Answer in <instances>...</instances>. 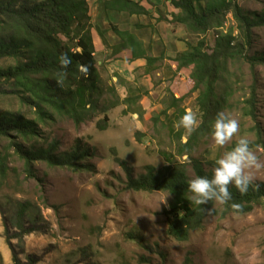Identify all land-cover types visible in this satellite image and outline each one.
<instances>
[{
  "label": "rangeland",
  "instance_id": "374dc122",
  "mask_svg": "<svg viewBox=\"0 0 264 264\" xmlns=\"http://www.w3.org/2000/svg\"><path fill=\"white\" fill-rule=\"evenodd\" d=\"M235 2L248 15H264V0ZM97 10V21L92 24L104 31L105 44L117 43L110 30L116 27L142 39L148 55L161 53L160 35H154V28L151 31L147 26L152 25L151 18L105 14L99 5ZM224 29H233L236 35L231 15ZM185 37L189 43L198 41V37L188 34ZM215 38V32L205 33L206 51L211 50ZM245 53L264 56V26L252 30L251 44ZM116 60L120 59L109 52L96 53L99 90L94 94L95 108H90L83 123L75 126L68 117L54 116L46 123L39 122L38 136L23 143L25 148H47L56 143V153L61 154L71 151L79 141L94 153L84 161L94 167L93 172L49 168L37 162L36 178H26L23 162L8 150L10 171L0 189V264H14L13 257L19 264H184L186 260L189 264H264V203L244 215L224 214L223 206L216 203L202 228L191 232L188 241L178 242L166 235L163 212L169 207L170 195L125 188V175L115 163V156L127 162L134 177L144 173L149 165L160 169L170 161L186 162L187 156L177 155V134L183 132L181 142L185 143L190 133L176 126L174 110L168 108L171 98L167 80L144 77L143 70L136 69L138 73L129 72L132 77L127 81L119 74L121 67L118 70L110 67ZM120 61L119 64L127 65L125 60ZM11 63L0 60V67ZM163 63L157 67H164ZM230 71L234 91L223 112L239 121L240 131L223 147L216 146L211 135L199 137L191 157L201 161L205 170H213L216 159L231 150L241 136L249 140L264 164V64L252 70L241 60L232 64ZM254 80L256 120L246 116L244 108ZM136 95L141 98L132 109H140L142 115L124 113L122 101ZM196 96L197 93L187 96L181 107L196 113L199 124ZM165 110L166 115H161ZM0 112H18L28 120L37 119L34 110L22 105L3 82H0ZM104 119V129L99 130L97 124ZM257 125L262 130V146L255 144ZM7 145V140H1L0 151L7 150ZM251 174L253 184L264 185V168L252 170ZM187 176L189 180L194 178L189 164ZM24 202L30 205L23 220L24 231L30 230L29 234L16 226L18 205Z\"/></svg>",
  "mask_w": 264,
  "mask_h": 264
},
{
  "label": "trees",
  "instance_id": "16d2710c",
  "mask_svg": "<svg viewBox=\"0 0 264 264\" xmlns=\"http://www.w3.org/2000/svg\"><path fill=\"white\" fill-rule=\"evenodd\" d=\"M170 3L178 12L171 15L169 23L180 25L188 35L198 37L196 43L186 42L183 52L171 57H154L148 55L144 43L131 32L116 27L110 30L118 40L114 50H129L131 60H144V74L151 73L164 60L174 63L170 79L173 86L169 85L167 92L171 98L168 108L174 110L172 114L176 121L186 113L181 107L182 102L190 94L197 93L198 127L187 136L185 143L181 142L183 132L177 134V155L187 156L188 161H170L160 169L149 165L137 177L133 176V169L127 162L116 156L114 161L124 172L127 190L170 195L169 207L163 212L166 235L175 241L185 242L191 232L202 228L216 204L210 201L199 207L188 201L190 180L187 165L191 166L194 177L211 178L212 175V170H205L201 161L192 159L191 153L199 137L211 135L217 114L224 111L233 96L230 66L241 60L252 70L264 64L263 55L248 56L245 53L251 44L252 30L264 26V15L246 14L235 0H170ZM98 5L105 14L149 16L139 3L130 0H98ZM229 15L235 22L236 35L233 29H224ZM92 29L105 44L104 31L91 24L87 0H0V60L12 62L0 67V82L8 84L19 102L34 110L37 117L36 120H28L18 112H0V141H8L7 150L0 151V189L5 186L10 171L9 149L23 162L26 178H36L34 165L37 162L49 168L93 172L94 167L84 161L94 153L79 141L71 151L61 154L56 153V143L47 148L23 146V143L38 136L39 122L46 123L54 116H65L79 126L85 121L90 108H95L94 94L99 90L100 76L91 38ZM209 31L215 32L216 38L211 50L206 51L203 36ZM115 77L121 81L118 75ZM256 93L254 80L244 108L245 115L255 120ZM140 98L139 95L126 97L122 101L126 107L124 113L141 116L140 109H132ZM166 113L165 110L160 114ZM105 121L98 122L99 130L104 129ZM255 129V144L262 146V130L259 125ZM259 185V189L250 187L246 194L230 186L232 200L222 205L224 214H237L231 208L232 203L241 205L242 210L237 215L248 214L256 205L264 203V185ZM29 208L30 205L24 202L17 209L16 226L24 234L31 233L30 230L24 231L23 226ZM28 259L33 261L30 257ZM13 260L14 264H19L16 257ZM184 264H189V260Z\"/></svg>",
  "mask_w": 264,
  "mask_h": 264
},
{
  "label": "clouds",
  "instance_id": "9594fccd",
  "mask_svg": "<svg viewBox=\"0 0 264 264\" xmlns=\"http://www.w3.org/2000/svg\"><path fill=\"white\" fill-rule=\"evenodd\" d=\"M177 127L191 133L198 127L196 113L186 112L176 124ZM240 124L224 112L217 114L211 128V138L216 146L223 147L239 133ZM264 168L259 157L250 146L247 138L241 136L231 150L225 151L215 161L211 178L195 176L188 182V201L194 206L201 207L210 201L219 205H227L232 200L229 187L232 186L241 194H246L249 188H260L259 184L253 185L252 170ZM231 208L235 213L241 212V205L232 203Z\"/></svg>",
  "mask_w": 264,
  "mask_h": 264
},
{
  "label": "crops",
  "instance_id": "0c3cea01",
  "mask_svg": "<svg viewBox=\"0 0 264 264\" xmlns=\"http://www.w3.org/2000/svg\"><path fill=\"white\" fill-rule=\"evenodd\" d=\"M130 1L139 3L146 11L149 12V16L141 15L138 17L151 18L152 25L156 24V22H159L158 24L155 25V27L150 25L149 23L147 25L146 23L141 22V24L147 25L149 30L151 29V31H152V28H154L153 34L156 36L159 34L161 37V41H162L161 43L163 45L160 48L161 53H159L156 56L153 55L154 57H160V56L171 57L175 55L176 53H180L186 50V42L188 41V39L187 37H185L187 36L185 29L181 26H174L173 24L166 23L172 19L171 18L172 14H177L178 12L171 5L170 0H130ZM97 4H98V0H89L88 6H89V16L91 18V24L97 21L96 15H99V13L97 12L98 11ZM161 21H166V22H161ZM92 25L94 26V24ZM155 28H156V31H155ZM112 37L114 38L113 34H112ZM174 37L183 38V40L182 39H172ZM91 38H92V43L94 46L95 56L98 51L104 54L109 52L110 55L114 53L112 57L126 61L127 65H123V64H119L121 63L120 60H116L111 64L110 67H112L115 70H118V67H121L118 70L120 72L119 74L120 76L121 75L124 76L127 81H130L131 80L130 77H132V75L129 72H134V75H135L136 73H138V70L135 71L136 69H139L141 71L144 70V67L146 64L144 60L142 59H138L134 61L131 60V52L129 50H122L120 52H116L114 50V47L118 43V40L116 37L114 38L115 41L117 40V43L116 44L114 43L115 45L109 46L107 44H102L104 42L100 39L96 31L92 29ZM156 39L160 40L159 37ZM104 40H105V33H104ZM163 62H164L163 63L164 67L162 68L158 67L155 70H153L151 73L144 74L145 75L144 77L150 78L152 76L154 77V79L162 77L163 80L168 81L169 85L173 86V83L171 84L170 79L172 77L174 63L169 62L168 60H164ZM101 63L102 62L100 61L98 64H101ZM127 73H129V75ZM181 79L183 80V77ZM178 80L179 78L175 79L174 84H176ZM149 94L152 95V92L150 91Z\"/></svg>",
  "mask_w": 264,
  "mask_h": 264
}]
</instances>
